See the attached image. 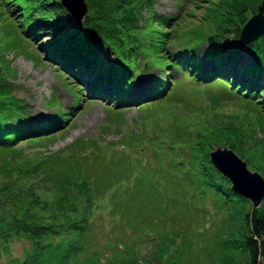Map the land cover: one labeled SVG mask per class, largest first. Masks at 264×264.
Instances as JSON below:
<instances>
[{
	"label": "trees",
	"instance_id": "1",
	"mask_svg": "<svg viewBox=\"0 0 264 264\" xmlns=\"http://www.w3.org/2000/svg\"><path fill=\"white\" fill-rule=\"evenodd\" d=\"M145 1L83 0L86 13L77 19L60 0H0V20L12 17L32 43L45 34L47 40L35 44L43 60L64 73L81 97L103 101L110 110L107 120L115 123L121 121V109L141 97L151 103L164 96L168 82L160 76L137 94L129 92L139 67L132 65V51L139 53L144 44L167 60L161 69L187 68L201 83L229 81L261 98L257 102L263 103L264 114V33L246 45L249 60L236 44L260 0H200L201 12L188 13L194 20L172 26L170 16L141 14ZM208 35L212 40L201 56L212 64L203 70L197 47ZM174 42L181 48L171 50ZM109 56L113 62L107 67ZM3 78L0 67V154L8 155V161L0 159V251L12 239L24 240L25 246L21 257L2 264H264V198L252 208L229 189L209 162L208 151L215 146L211 138L201 133H178L177 138L173 129L171 137L141 138L138 131L132 138L128 131L125 142H119L122 148L135 150L140 141L144 151L155 141L150 151L145 149L150 161L130 163L122 149L97 138H78L19 161L22 151L12 147L16 142L40 146L63 128L70 111L56 110L46 120L26 123L25 103L8 94ZM228 143L264 178V143L242 138ZM206 201L220 213L221 224L198 239L191 223L179 227L182 205L198 211ZM100 212L110 218L105 231L96 228Z\"/></svg>",
	"mask_w": 264,
	"mask_h": 264
},
{
	"label": "rangeland",
	"instance_id": "2",
	"mask_svg": "<svg viewBox=\"0 0 264 264\" xmlns=\"http://www.w3.org/2000/svg\"><path fill=\"white\" fill-rule=\"evenodd\" d=\"M66 1L70 4L71 10L73 9L77 13L80 11L76 0ZM199 1L148 0L142 4L141 14L145 16L154 11L156 14L170 16L169 26H172L180 20H194L195 17L188 16V13L196 12L198 14L201 12L198 7L201 4ZM69 14L73 17L70 12ZM8 18L12 20V17L7 15L3 17V21L0 20V67L3 71L5 90L10 96L21 99L25 103L24 121L36 123L39 120L48 119V116L56 110L70 111L69 119L65 121L63 128L59 132H55L52 138L40 146L32 144L28 140L16 142L12 147L22 151V155L18 156L19 161L27 160L24 157L28 155L35 156L34 152L43 156L48 152L57 151L78 138H97L101 144L110 143L112 147L115 146V150L122 149L124 153L128 154L130 163H132V159L150 161L151 157L145 152V149L150 151L154 147L155 141L151 145L150 143L144 145V151L139 147L142 145L140 141L132 146L136 151L126 147L122 148L119 142H125L126 139L123 136L128 137V131L132 132V138H135L133 132L141 131V138L149 136L150 138L156 137V139L159 138V134H161L160 138H163L162 135H170L172 129L177 138H179L178 133L186 137L194 133H201L206 138H211L212 143L215 142L212 149L216 146L226 147L243 161L245 158L239 150L236 147H229V140L242 138L248 143L255 142L261 143V145L264 143L263 103L257 102L261 98L257 99L246 94L243 90L238 91L237 86L232 87L226 80L216 79L201 83L187 68L180 67L176 70L170 66L161 69L160 67H164L167 60H164L156 51L149 52L150 49L145 44L143 49L148 52L144 50H140L139 53L132 51V65L138 64L139 67L132 73L129 92L137 94L142 89H139L141 85L150 87L152 86L151 80L160 76L165 82H168L166 90L164 89L161 93L164 96L151 103L148 100H142L143 97H147L143 96L139 101L134 102L133 106L128 105L121 109V121L115 123L107 120L110 110L103 101L88 99L86 96L81 97L82 93L76 91V85H73L74 83L64 73L43 60V54L35 44L38 39L46 41V35H40L32 43L28 39V35L24 37L21 28ZM229 41L231 40L229 39ZM236 44L240 55L249 60L251 53L246 49V45H240L237 42ZM206 45H208L207 42H202L197 47L200 54V67L203 70L212 64L211 59L204 61L201 56ZM169 48L177 50L181 46L174 42V45ZM141 53L149 54L144 59L140 55ZM109 59L107 67L113 62V57L109 56ZM143 61L148 62L149 66ZM142 63L145 66L143 69L140 67ZM217 134H220L219 141L215 138L218 136ZM220 136H224V138L221 139ZM2 158L8 161L7 154H0V159ZM133 166L136 168L135 163ZM246 166L250 169L249 165L246 164ZM183 205L179 227L183 229L185 228L182 226L183 224L191 223L194 227H191L192 233L198 239L203 238L207 232L216 231V225L221 224L220 213L212 210L209 201H206L205 208L198 211L188 208L184 210L186 204ZM4 206L7 207L8 203ZM94 219L97 229L101 226L104 227V231L108 229L110 218L106 212H100ZM110 238L115 239L113 236ZM197 244L200 245L201 241L197 240ZM24 246V240H10L6 245V250L0 251V263L2 264L10 257H21Z\"/></svg>",
	"mask_w": 264,
	"mask_h": 264
},
{
	"label": "water",
	"instance_id": "3",
	"mask_svg": "<svg viewBox=\"0 0 264 264\" xmlns=\"http://www.w3.org/2000/svg\"><path fill=\"white\" fill-rule=\"evenodd\" d=\"M62 5L73 15L80 19L86 13L83 0H76L80 7L78 13L71 10L66 0H60ZM70 1V0H69ZM74 1V0H73ZM78 7L77 5H75ZM264 33V0H260L256 11L241 26L237 43L247 45L257 40ZM212 36L207 37V43ZM211 166L230 183L229 189L248 200L252 208L259 206L264 198V178L256 171L247 168L245 161L240 159L231 149L216 146L208 152Z\"/></svg>",
	"mask_w": 264,
	"mask_h": 264
},
{
	"label": "bare ground",
	"instance_id": "4",
	"mask_svg": "<svg viewBox=\"0 0 264 264\" xmlns=\"http://www.w3.org/2000/svg\"><path fill=\"white\" fill-rule=\"evenodd\" d=\"M71 8V7H70Z\"/></svg>",
	"mask_w": 264,
	"mask_h": 264
}]
</instances>
